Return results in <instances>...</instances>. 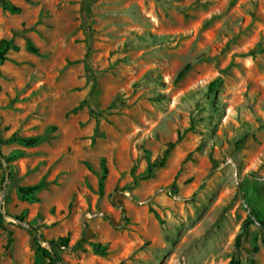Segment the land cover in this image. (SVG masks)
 <instances>
[{
	"label": "rangeland",
	"instance_id": "374dc122",
	"mask_svg": "<svg viewBox=\"0 0 264 264\" xmlns=\"http://www.w3.org/2000/svg\"><path fill=\"white\" fill-rule=\"evenodd\" d=\"M0 48V264L45 263L15 217L64 264H264V0H0Z\"/></svg>",
	"mask_w": 264,
	"mask_h": 264
},
{
	"label": "trees",
	"instance_id": "16d2710c",
	"mask_svg": "<svg viewBox=\"0 0 264 264\" xmlns=\"http://www.w3.org/2000/svg\"><path fill=\"white\" fill-rule=\"evenodd\" d=\"M29 50H33L31 47H28ZM33 52V51H32ZM5 53V48H0V61L3 60V56ZM187 67H185L184 69H182L181 71H179L176 75V79L181 78V76L183 75L184 71L186 70ZM38 141L37 138H31V139H23L21 140L22 143L26 144V145H33ZM169 147L167 149L164 150V152L162 153V156L160 157V161L156 164L151 165L148 168L147 174L149 175L151 173V169L155 168V167H159L161 166L163 159L168 151ZM106 173V169L104 166H101V175L99 177V182H98V188L100 189L102 186V181L104 178V175ZM41 184H36L27 188H20L18 190V193L21 196H30L33 193H35L38 189H40ZM255 215V213L253 211H250L248 216L246 217L245 220V224H248L251 222V217H253ZM3 219V214L0 212V224L1 221ZM15 220L19 223V224H23V219L22 217H15ZM257 224L259 225L261 231L264 234V222L258 221ZM27 225V224H26ZM28 226V225H27ZM29 227V226H28ZM31 228V227H30ZM244 229V228H243ZM27 234L30 236L31 241L36 249V251L41 255V257L44 259L45 263L43 264H64L63 260L60 257V251L65 249L67 247V238H60L56 241H45L43 239V237L41 235H39L36 230L34 228L26 229ZM8 236H10V233H8ZM240 237H241V233H239L236 237H235V241H234V246L237 247L239 245V241H240ZM10 244V238L8 237L7 239V243H6V247ZM44 244V245H43ZM95 250L98 252H101L100 249H98V247H95ZM227 264H239L237 261H235L234 259H230L228 261ZM250 264H253L252 261H250Z\"/></svg>",
	"mask_w": 264,
	"mask_h": 264
},
{
	"label": "water",
	"instance_id": "95a60500",
	"mask_svg": "<svg viewBox=\"0 0 264 264\" xmlns=\"http://www.w3.org/2000/svg\"><path fill=\"white\" fill-rule=\"evenodd\" d=\"M22 226L25 228V229H31L30 227H28L26 224H22Z\"/></svg>",
	"mask_w": 264,
	"mask_h": 264
}]
</instances>
